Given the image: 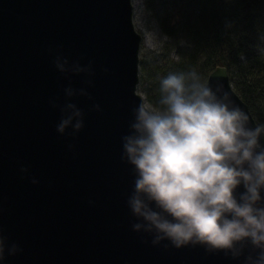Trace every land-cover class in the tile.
Segmentation results:
<instances>
[{"label": "water", "instance_id": "obj_1", "mask_svg": "<svg viewBox=\"0 0 264 264\" xmlns=\"http://www.w3.org/2000/svg\"><path fill=\"white\" fill-rule=\"evenodd\" d=\"M134 9L133 0H0V234L20 249L0 264H244L199 245L154 246L132 229L135 177L121 138L132 109L148 103L138 89L144 36ZM57 56L69 66L91 63L94 75L60 73ZM206 83L222 85L260 124L226 65ZM67 87L88 96L68 98ZM69 102L83 111L84 127L61 135Z\"/></svg>", "mask_w": 264, "mask_h": 264}, {"label": "clouds", "instance_id": "obj_2", "mask_svg": "<svg viewBox=\"0 0 264 264\" xmlns=\"http://www.w3.org/2000/svg\"><path fill=\"white\" fill-rule=\"evenodd\" d=\"M54 66L60 73L94 75L91 63L69 66L61 56ZM64 91L68 98L88 96L83 88ZM159 92L155 105L141 100L132 109L129 133L121 138L122 160L135 177L127 199L137 221L132 229L151 235L154 246L199 245L243 257L244 264H264V124L253 126L222 85L213 89L194 69L161 78ZM60 110L58 133L84 127L75 103ZM19 250L0 234V260Z\"/></svg>", "mask_w": 264, "mask_h": 264}, {"label": "trees", "instance_id": "obj_3", "mask_svg": "<svg viewBox=\"0 0 264 264\" xmlns=\"http://www.w3.org/2000/svg\"><path fill=\"white\" fill-rule=\"evenodd\" d=\"M166 39L140 60L139 88L155 105L169 73L195 70L203 82L226 65L232 85L264 124V0H151Z\"/></svg>", "mask_w": 264, "mask_h": 264}, {"label": "rangeland", "instance_id": "obj_4", "mask_svg": "<svg viewBox=\"0 0 264 264\" xmlns=\"http://www.w3.org/2000/svg\"><path fill=\"white\" fill-rule=\"evenodd\" d=\"M135 4L134 21L138 30L144 36L141 44L140 58L152 59L161 50V44L166 39L161 24H159V16L151 0H133ZM139 90H141L139 88ZM143 93L144 91L141 90ZM150 103V102H149Z\"/></svg>", "mask_w": 264, "mask_h": 264}]
</instances>
